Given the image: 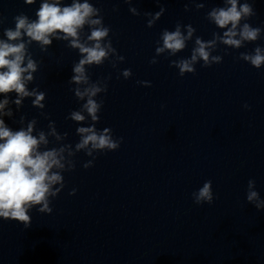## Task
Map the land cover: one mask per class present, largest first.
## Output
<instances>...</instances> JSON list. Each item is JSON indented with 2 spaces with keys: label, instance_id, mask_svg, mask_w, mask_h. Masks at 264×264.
Segmentation results:
<instances>
[{
  "label": "water",
  "instance_id": "water-1",
  "mask_svg": "<svg viewBox=\"0 0 264 264\" xmlns=\"http://www.w3.org/2000/svg\"><path fill=\"white\" fill-rule=\"evenodd\" d=\"M44 2L0 0V41L23 43L21 67L36 66L22 73L31 95L0 93L7 100L0 120L13 133L31 125L36 152L54 151L62 165L49 175L62 179L45 200L25 206L27 224L0 216V264H264V65L241 55L257 47L264 55V0H237V10L248 4L253 14H242L232 38L241 39L245 24L260 29L240 47L223 43L231 24L220 28L209 16L230 7L228 0H75L99 10L88 21L100 20L86 22L75 39L91 47L92 29H109L100 41L107 57L84 65L88 81L79 84L71 78L84 54L73 37L57 31L45 45L24 29L15 40L5 35L20 15L38 20ZM47 2L63 8L73 0ZM177 26L185 47L157 53L163 32ZM197 38L211 65L197 56L195 71L181 76L172 62L190 60ZM91 87L101 89L91 98L103 101L95 121L83 107L89 97L76 95ZM41 93L42 107L33 103ZM81 127L108 129L122 138L119 147L77 148L87 135ZM207 181L213 199L197 203ZM251 192L257 196L249 201Z\"/></svg>",
  "mask_w": 264,
  "mask_h": 264
},
{
  "label": "clouds",
  "instance_id": "clouds-1",
  "mask_svg": "<svg viewBox=\"0 0 264 264\" xmlns=\"http://www.w3.org/2000/svg\"><path fill=\"white\" fill-rule=\"evenodd\" d=\"M27 3H33V0H26ZM230 7L227 9L219 8L213 9L209 16L215 24L224 28L226 25L231 24V27L224 32L223 43L233 47H240L241 40L255 41L258 38L260 29L250 28L245 24L240 32L241 39H233L236 34L233 29L236 28L237 23L240 21L242 14L248 16L253 14L252 9L248 4H243L237 10V0H228ZM202 5H198L201 7ZM87 2L77 3L73 0L71 6L61 8L57 3H48L45 0L41 4L39 10L36 12L38 20L28 22L24 15L16 17L15 30H5V35L8 40H15L21 36V29L24 33L31 38V40L40 41L42 44H49V34H55L57 31L64 34L63 38L73 37L71 41L73 47L79 48L80 52L84 54L83 58L73 68L75 75L72 76V81L76 83H87L88 77L85 75L84 65H99L103 63V59L107 57L108 52L100 46V41L108 35L109 29L106 27L93 28L91 35L87 37L88 40L95 41L93 46L88 47L81 44L77 39V29L81 28L86 22L89 24H100V20H90L87 18L98 12ZM151 22H149V26ZM191 35V30L189 36ZM163 47L157 48L156 52H163L164 49L171 50L172 53L177 52L185 47V37H183L177 26L176 31L163 32ZM198 47L193 50L190 60L174 61L179 68V74L182 76L186 72H194L193 62L199 56L203 61V66H210L209 52L206 51L204 43L197 38ZM212 43V42H209ZM24 44H10L0 41V68L6 71L0 72V93H8L15 91L20 96L31 95L26 91L24 83L22 82V73L29 69L35 71V64L29 60L25 67H21L24 59ZM245 61H248L253 67L260 68L264 65V55L261 54V49L257 47L255 54H241ZM11 57V58H9ZM123 59V57H120ZM219 57H212V61L219 62ZM150 63H156L153 58ZM123 75L127 78L131 75L130 69H125ZM25 80H31L29 74L24 77ZM140 84H149L150 82L138 81ZM106 91V88L104 89ZM101 91L99 87L85 88L84 92L79 89L76 90V95L83 98L85 95L89 97L87 103L83 105L87 113L92 119L98 120L97 113L99 112L103 101H95L94 97L97 92ZM43 99V93L36 96L33 101L34 104L40 105ZM20 101L17 100L16 103ZM7 100L0 102V108H3ZM248 107V105H244ZM72 119L75 121L84 120V116L79 112L72 113ZM4 122L0 120V216L5 218H12L17 221H23L25 224L29 221V216L26 214L25 206L39 204L45 200L46 193L49 192V186L62 179L59 174L53 173L49 175V170L55 165L62 167L56 159L54 151H45L43 153L36 152L38 140L30 135L31 125L27 131L20 130L15 133L10 131L7 127L3 126ZM79 133H87L84 135L81 142L77 144V148H83L91 144L93 149L100 151L114 150L119 147L120 140L118 138L113 140L110 135L106 133L109 131L105 129L104 132L97 134L93 128L81 127L78 128ZM44 140L43 134L40 135V141ZM251 181L249 184L251 185ZM257 196L256 192L249 193L247 199L251 201ZM213 194L211 190V181L205 182L204 186L199 189L196 195V201H208L211 203ZM259 207V205H257Z\"/></svg>",
  "mask_w": 264,
  "mask_h": 264
}]
</instances>
